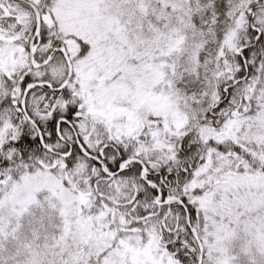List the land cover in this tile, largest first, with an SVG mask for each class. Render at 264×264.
Returning <instances> with one entry per match:
<instances>
[{"label":"snow or ice","instance_id":"obj_1","mask_svg":"<svg viewBox=\"0 0 264 264\" xmlns=\"http://www.w3.org/2000/svg\"><path fill=\"white\" fill-rule=\"evenodd\" d=\"M0 264H264V0H0Z\"/></svg>","mask_w":264,"mask_h":264}]
</instances>
